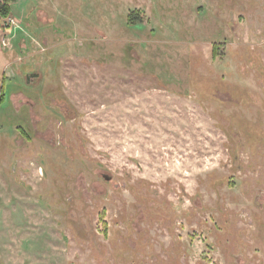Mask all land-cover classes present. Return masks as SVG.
<instances>
[{"label":"rangeland","instance_id":"374dc122","mask_svg":"<svg viewBox=\"0 0 264 264\" xmlns=\"http://www.w3.org/2000/svg\"><path fill=\"white\" fill-rule=\"evenodd\" d=\"M0 264H264V0L13 2Z\"/></svg>","mask_w":264,"mask_h":264},{"label":"trees","instance_id":"16d2710c","mask_svg":"<svg viewBox=\"0 0 264 264\" xmlns=\"http://www.w3.org/2000/svg\"><path fill=\"white\" fill-rule=\"evenodd\" d=\"M17 0H0V18L6 19L12 13V3Z\"/></svg>","mask_w":264,"mask_h":264}]
</instances>
